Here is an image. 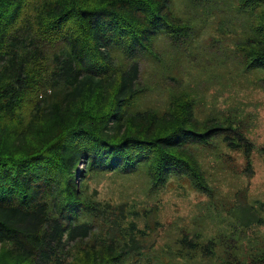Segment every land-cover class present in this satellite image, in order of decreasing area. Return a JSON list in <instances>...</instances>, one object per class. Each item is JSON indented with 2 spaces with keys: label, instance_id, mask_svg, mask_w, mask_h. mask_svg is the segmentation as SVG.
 <instances>
[{
  "label": "trees",
  "instance_id": "trees-1",
  "mask_svg": "<svg viewBox=\"0 0 264 264\" xmlns=\"http://www.w3.org/2000/svg\"><path fill=\"white\" fill-rule=\"evenodd\" d=\"M233 1L251 13L244 67L264 70V0ZM160 30L184 31L169 0H0V264H118L143 231L122 224L123 206L90 198L88 173L144 163L150 190L173 174L206 192L187 145L229 133L251 149L234 128L196 121L184 96L161 115L125 112L142 92L138 65L109 51L135 57ZM246 264H264V251Z\"/></svg>",
  "mask_w": 264,
  "mask_h": 264
},
{
  "label": "rangeland",
  "instance_id": "rangeland-1",
  "mask_svg": "<svg viewBox=\"0 0 264 264\" xmlns=\"http://www.w3.org/2000/svg\"><path fill=\"white\" fill-rule=\"evenodd\" d=\"M169 9L184 31L156 32L148 50L135 57L109 51L122 68L138 65L142 92L125 112L161 115L172 97L184 96L196 121L234 128L251 149L229 133L211 136L205 145H187L206 192L189 189L173 174L150 190L144 163L129 173H88L84 188L95 202L123 206L122 224L143 231L142 249L118 264H246L264 251V222L259 223L264 220V70L246 69L237 50L254 37L251 13L233 0H169ZM182 237L196 248L179 242Z\"/></svg>",
  "mask_w": 264,
  "mask_h": 264
}]
</instances>
